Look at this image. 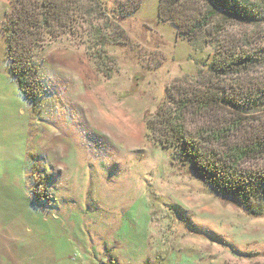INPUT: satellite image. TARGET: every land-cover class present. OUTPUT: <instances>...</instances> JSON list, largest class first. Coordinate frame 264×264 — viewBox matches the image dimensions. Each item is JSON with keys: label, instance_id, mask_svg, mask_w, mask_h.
Listing matches in <instances>:
<instances>
[{"label": "rangeland", "instance_id": "obj_1", "mask_svg": "<svg viewBox=\"0 0 264 264\" xmlns=\"http://www.w3.org/2000/svg\"><path fill=\"white\" fill-rule=\"evenodd\" d=\"M116 1L138 9L117 18L129 43L107 45L118 64L111 78L62 35L35 56L42 94L30 101L9 73L1 27L11 0H0V176L43 211L55 264H264V213L249 214L175 149L144 139V117L169 86L206 80L213 48L161 21L159 0H107L109 8ZM228 29L264 46V21ZM245 116L264 128V111ZM243 166L263 167L264 158Z\"/></svg>", "mask_w": 264, "mask_h": 264}, {"label": "trees", "instance_id": "obj_2", "mask_svg": "<svg viewBox=\"0 0 264 264\" xmlns=\"http://www.w3.org/2000/svg\"><path fill=\"white\" fill-rule=\"evenodd\" d=\"M137 9L122 1L109 8L107 0H11L1 27L11 77L28 100L41 97L35 56L46 41L69 35L85 46L97 72L111 78L118 64L107 45L129 43L117 18ZM158 15L191 43L203 38L214 54L205 81L184 87L174 82L166 101L145 115L144 139L175 149L199 179L249 214L264 213V166H243L245 159L264 158V128L245 125L247 113L264 111V46L228 29L257 25L264 9L254 0H159ZM222 112L228 117L221 120ZM252 128L257 131L239 140L241 129Z\"/></svg>", "mask_w": 264, "mask_h": 264}, {"label": "crops", "instance_id": "obj_3", "mask_svg": "<svg viewBox=\"0 0 264 264\" xmlns=\"http://www.w3.org/2000/svg\"><path fill=\"white\" fill-rule=\"evenodd\" d=\"M10 180L0 176V264H55L43 211Z\"/></svg>", "mask_w": 264, "mask_h": 264}]
</instances>
